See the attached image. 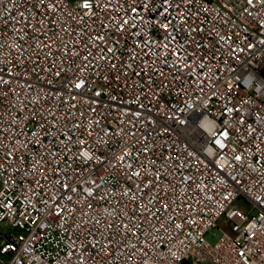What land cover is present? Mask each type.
<instances>
[{"label":"built area","instance_id":"obj_1","mask_svg":"<svg viewBox=\"0 0 264 264\" xmlns=\"http://www.w3.org/2000/svg\"><path fill=\"white\" fill-rule=\"evenodd\" d=\"M196 255L264 264V0H0V264Z\"/></svg>","mask_w":264,"mask_h":264},{"label":"rangeland","instance_id":"obj_2","mask_svg":"<svg viewBox=\"0 0 264 264\" xmlns=\"http://www.w3.org/2000/svg\"><path fill=\"white\" fill-rule=\"evenodd\" d=\"M240 207L242 209H244L245 206L241 204ZM220 236H221V231L214 229L207 235V239L210 243L215 244L218 241V239L220 238ZM191 260L192 261L198 260L199 264H206L202 259L199 260L198 255H196L195 257H192ZM191 260L187 261L188 264L191 262Z\"/></svg>","mask_w":264,"mask_h":264},{"label":"trees","instance_id":"obj_3","mask_svg":"<svg viewBox=\"0 0 264 264\" xmlns=\"http://www.w3.org/2000/svg\"><path fill=\"white\" fill-rule=\"evenodd\" d=\"M184 264H188V262H184Z\"/></svg>","mask_w":264,"mask_h":264},{"label":"crops","instance_id":"obj_4","mask_svg":"<svg viewBox=\"0 0 264 264\" xmlns=\"http://www.w3.org/2000/svg\"><path fill=\"white\" fill-rule=\"evenodd\" d=\"M207 264V263H206Z\"/></svg>","mask_w":264,"mask_h":264}]
</instances>
